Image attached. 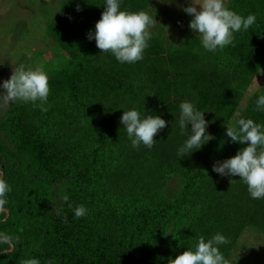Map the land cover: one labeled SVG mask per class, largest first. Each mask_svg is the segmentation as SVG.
I'll list each match as a JSON object with an SVG mask.
<instances>
[{"label": "trees", "instance_id": "1", "mask_svg": "<svg viewBox=\"0 0 264 264\" xmlns=\"http://www.w3.org/2000/svg\"><path fill=\"white\" fill-rule=\"evenodd\" d=\"M224 1L256 20L212 52L173 1L118 0L120 10L157 22L135 63L88 39L106 0L62 1L46 25L42 61L25 67L47 74V111L39 101H16L0 117V176L10 188L0 208V264H167L217 233L235 264L245 257L244 236L264 238V198H251L238 176L212 170L247 146L231 141L226 127L252 119L264 131V108L256 107L263 82L246 95L264 66V0ZM183 101L203 112L212 139L180 158L191 135L178 125ZM132 109L166 121L151 149H134L120 122ZM79 205L86 215L74 219Z\"/></svg>", "mask_w": 264, "mask_h": 264}, {"label": "clouds", "instance_id": "2", "mask_svg": "<svg viewBox=\"0 0 264 264\" xmlns=\"http://www.w3.org/2000/svg\"><path fill=\"white\" fill-rule=\"evenodd\" d=\"M104 9L95 23L94 33H89L88 39H94L101 53L110 52L120 63L142 60L143 52L151 39L149 28L157 23L155 19L144 11L120 10L118 0H106ZM182 10L192 17L189 28L199 36L202 47L212 52L232 44L233 33L241 29L247 30L256 20L254 14L244 17L229 10L224 0H190V5ZM0 87L4 89L0 95L5 103L20 101L36 104L39 101L40 110L47 111L43 105L47 102L50 89L48 76L42 67L26 70L21 65L13 69L10 78L3 81ZM256 107L258 110L264 108V95L258 98ZM179 109L178 125L181 134L185 130L191 133L178 149L177 155L182 158L193 150L200 149L212 137L206 134L207 121L203 112L196 110L188 101L181 102ZM120 122L126 129L134 149H138L141 144L151 149L156 142V134L166 127V121L160 116L149 114L141 118L135 109L124 111ZM189 123L190 130L187 127ZM237 124L238 127H226V135L231 141L246 143L247 146L241 148L233 157L214 164L212 170L221 176H238L247 185L251 198H264V131L261 130V125L252 119H240ZM9 191V185L0 176V208L6 204V194ZM63 199L68 201L67 196ZM68 206L72 208L71 204ZM86 211L83 205L76 206L74 219L85 216ZM3 239L8 240V237ZM228 242V239L219 233L207 241L201 236L194 251L186 250L175 259L169 257L167 264H228L218 247ZM22 264L40 262L33 258L23 260Z\"/></svg>", "mask_w": 264, "mask_h": 264}, {"label": "rangeland", "instance_id": "3", "mask_svg": "<svg viewBox=\"0 0 264 264\" xmlns=\"http://www.w3.org/2000/svg\"><path fill=\"white\" fill-rule=\"evenodd\" d=\"M62 1L0 0V84L11 76L13 69L21 65L27 68L33 63L42 61L38 52L46 50L48 43L46 25ZM160 1L168 3L170 0H157V2ZM172 1V7L176 12L181 11L183 6L190 5V0ZM224 4L226 5V1ZM46 52L44 57L51 58L52 53ZM33 65L36 66V64ZM260 82L264 84V66L260 69L257 79L246 95L249 96L256 91ZM3 91L4 89L0 87V93ZM9 104L5 103L3 96L0 95V117ZM242 240L246 243L244 249L241 250V252L244 251L245 257L243 261L235 260V264H264V251L262 250L264 238L259 234H253L252 237L244 236Z\"/></svg>", "mask_w": 264, "mask_h": 264}]
</instances>
